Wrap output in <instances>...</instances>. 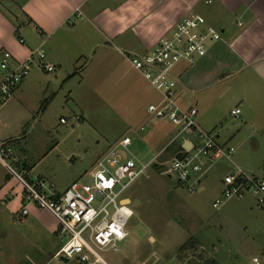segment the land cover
I'll use <instances>...</instances> for the list:
<instances>
[{
	"label": "rangeland",
	"instance_id": "obj_1",
	"mask_svg": "<svg viewBox=\"0 0 264 264\" xmlns=\"http://www.w3.org/2000/svg\"><path fill=\"white\" fill-rule=\"evenodd\" d=\"M95 70L90 71L85 84L75 86V82L56 83L54 73L35 67L22 93L16 92L0 107V142L9 144L19 158L16 164L20 167H15L18 172L27 166L33 181L39 178L59 191L76 181L89 183L88 174L98 158L124 136L132 139L130 152L139 161L154 158L155 151L146 134L158 122L144 120L148 105L158 101V93L142 76L134 74L131 78L141 85L144 96L133 101L132 89L113 81L110 71H102L104 89H98ZM114 85L115 89L109 88ZM237 93L234 87L222 100L225 106L217 116L222 122L217 125L219 131L228 126L237 131L241 120L230 115L238 101ZM141 126L145 131L141 132ZM256 136L259 148L249 142L239 148L234 145L230 161L223 159L211 168L203 181V192L188 193L176 178L164 176L160 166L134 183L125 194L132 200L129 208L133 212L125 228L128 237L119 244L118 253L103 254L108 263L246 264L263 253L264 207L256 198L246 194L243 199L227 200L218 210L213 208L227 174L237 172L238 168L250 175L262 173L264 135ZM170 156L164 154L161 161L166 162ZM3 190L7 191L8 203L6 207L0 206V264H78L54 257L64 241L54 233L57 221L50 212L31 205L29 215L20 218L16 196H20L22 189L0 162V196ZM13 211H18V215ZM191 239L196 241L195 249L180 253V248ZM149 254L153 255L150 260Z\"/></svg>",
	"mask_w": 264,
	"mask_h": 264
},
{
	"label": "crops",
	"instance_id": "obj_2",
	"mask_svg": "<svg viewBox=\"0 0 264 264\" xmlns=\"http://www.w3.org/2000/svg\"><path fill=\"white\" fill-rule=\"evenodd\" d=\"M192 14L204 17L207 25L219 27L222 37L209 47L204 58L193 64L182 63L174 70L178 105L196 109L198 131L213 135L219 144L239 148L249 142L259 148L256 133L264 135V0H0V52L11 53L15 65L41 47L45 62L55 67L52 73L56 83L85 84L90 71L96 69V88L104 89L103 72L110 71V78L125 83L132 89L133 101H139L144 92L141 94V85L131 76L142 75L132 60L146 55ZM26 82L16 92L22 93ZM234 87L238 101L230 115L235 117L232 111L240 109L235 118L241 122L237 131L231 126L219 131L217 125L222 122L217 116L225 106L222 100ZM190 98L194 101H188ZM146 114L145 122H158L146 134L157 155L174 140L178 130L168 121L151 120L147 110ZM184 141L185 145L187 141L194 143L196 134L176 139L164 154L173 156ZM23 169L31 174L27 166ZM2 192L0 206L6 207L7 191ZM16 199L20 209L21 196ZM18 211L13 214L18 215ZM57 228L53 227L55 234ZM152 256L147 257L150 260Z\"/></svg>",
	"mask_w": 264,
	"mask_h": 264
},
{
	"label": "built area",
	"instance_id": "obj_3",
	"mask_svg": "<svg viewBox=\"0 0 264 264\" xmlns=\"http://www.w3.org/2000/svg\"><path fill=\"white\" fill-rule=\"evenodd\" d=\"M210 2V1H208ZM222 33L207 25L204 17L192 14L185 17L146 55L132 60L133 67L158 93L159 100L147 108L151 120L168 121L178 133L162 152L148 162L139 161L131 152L132 140L126 136L111 145L97 160L88 175L91 181H76L66 190L41 179L34 181L29 172L20 167L12 147L0 144V162L21 187L19 215L27 217L31 205L50 212L57 221L56 234L64 241L55 254L57 259L75 260L78 264H109L103 256L106 252L118 253L119 244L128 234L125 230L133 216L129 199L125 194L138 180L148 177L155 167L162 168L167 178H176L180 187L192 194L203 192V181L211 168L223 159L230 161L234 147L224 146L216 138L198 131L196 109H182L175 92L177 81L173 78L176 67L182 63L193 64L204 58L209 47L221 40ZM24 44L22 39H19ZM13 56L7 51L0 52V107L5 106L20 85L37 67L47 73L55 71L47 64L46 54L41 47L30 52L29 57L15 65ZM240 109L232 111L238 117ZM62 122L64 120H61ZM144 131V127L140 129ZM196 134L194 143L183 142L181 149L162 162V156L174 141L187 134ZM11 160V165L6 161ZM222 194L213 203L219 209L227 200L243 199L251 194L264 207V168L261 175H248L238 168L222 180ZM110 208L114 211L110 213ZM127 212H124V211ZM246 264H264L263 253L252 257Z\"/></svg>",
	"mask_w": 264,
	"mask_h": 264
},
{
	"label": "trees",
	"instance_id": "obj_4",
	"mask_svg": "<svg viewBox=\"0 0 264 264\" xmlns=\"http://www.w3.org/2000/svg\"><path fill=\"white\" fill-rule=\"evenodd\" d=\"M195 247H196V241L194 239H191L180 248V253L194 250ZM204 264H217V263L216 262H207Z\"/></svg>",
	"mask_w": 264,
	"mask_h": 264
},
{
	"label": "water",
	"instance_id": "obj_5",
	"mask_svg": "<svg viewBox=\"0 0 264 264\" xmlns=\"http://www.w3.org/2000/svg\"><path fill=\"white\" fill-rule=\"evenodd\" d=\"M63 262H65V263H67L68 262V260H66V259H61Z\"/></svg>",
	"mask_w": 264,
	"mask_h": 264
},
{
	"label": "bare ground",
	"instance_id": "obj_6",
	"mask_svg": "<svg viewBox=\"0 0 264 264\" xmlns=\"http://www.w3.org/2000/svg\"><path fill=\"white\" fill-rule=\"evenodd\" d=\"M124 212H127L126 210Z\"/></svg>",
	"mask_w": 264,
	"mask_h": 264
}]
</instances>
